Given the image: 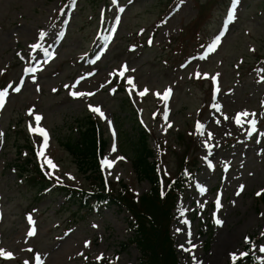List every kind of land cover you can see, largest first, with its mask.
Wrapping results in <instances>:
<instances>
[{
    "label": "rangeland",
    "instance_id": "rangeland-1",
    "mask_svg": "<svg viewBox=\"0 0 264 264\" xmlns=\"http://www.w3.org/2000/svg\"><path fill=\"white\" fill-rule=\"evenodd\" d=\"M230 11L232 22L226 25ZM30 26L46 36H22ZM221 32L220 44L208 52ZM105 35L110 39L102 44ZM5 90L0 264H138L140 251L128 244L131 215L125 207L84 211L65 201L61 186L91 187L92 173L79 171L62 145L76 135L82 116L95 119L106 140L101 170L110 190L125 183L140 196L150 188L125 149L134 122L146 129L150 149L157 152L163 187L187 169L190 177L179 191L170 227L180 264H230L244 251L264 264L259 252L264 245V0H118L115 5L113 0H0V91ZM213 103L228 116L235 110L255 115L225 131L216 144L235 157L233 165L208 170L198 131ZM253 119L256 131L248 135ZM38 127L48 134L46 145ZM26 158L29 165L38 164L48 189L39 192L42 184L18 174L15 164ZM230 230L235 238L212 261L215 243Z\"/></svg>",
    "mask_w": 264,
    "mask_h": 264
},
{
    "label": "trees",
    "instance_id": "trees-1",
    "mask_svg": "<svg viewBox=\"0 0 264 264\" xmlns=\"http://www.w3.org/2000/svg\"><path fill=\"white\" fill-rule=\"evenodd\" d=\"M79 124L76 135L63 142L67 152L75 157L79 171L92 173L89 189L66 187L64 190L67 202L74 203L80 210H89L93 207L118 204L125 207L131 215L130 229L132 234L128 244H133L140 251L138 264H179L173 237L170 235V222L173 218L172 209L182 186L188 175L181 170L178 175L163 187L160 176V160L154 159L157 155L150 149L148 135L145 128L133 123L132 140L126 144L132 153V163L140 180L150 182V188L145 194L135 196L127 184H121L118 189H109L103 172L100 170V159L104 154L106 140L101 136L97 122L90 116L78 118ZM126 134V133H125ZM126 134L125 137H127ZM29 159L19 164V173L26 175V181L42 184L43 179H37V165L30 169ZM190 177V176H189ZM114 185V184H113ZM111 184V187H113ZM41 187V188H42ZM231 264H259L253 256L246 259H236Z\"/></svg>",
    "mask_w": 264,
    "mask_h": 264
},
{
    "label": "bare ground",
    "instance_id": "bare-ground-1",
    "mask_svg": "<svg viewBox=\"0 0 264 264\" xmlns=\"http://www.w3.org/2000/svg\"><path fill=\"white\" fill-rule=\"evenodd\" d=\"M22 36H26L31 38L33 37H40V33H38L34 27H27L22 33ZM21 36V35H20ZM19 36V37H20ZM19 38L16 39L15 42H18ZM221 104H211V107L209 110L212 112L208 116V119L203 121V124H205V127H201V131H198V135L200 138H202V142L200 144V157L203 161L202 165L204 168H207L208 170L215 169L218 164L225 163L228 166H232L233 162L232 160L235 158L231 153L223 154L222 151L217 149L216 144L220 142L221 137L223 136V133L227 130H231L235 125L239 126L242 122H244V116L242 115L245 113L244 111L235 110L233 111V114L228 116L226 112H223L220 108ZM216 109L218 111H216ZM212 114V118H211ZM240 119V124H237V119ZM247 120V119H246ZM208 145L211 149V155H208L209 147H206L205 145ZM211 163L212 167L209 168L208 164ZM264 220V218H263ZM264 223V222H263ZM235 238V232L234 230L228 231L227 234L220 237L217 242L215 243L214 251L211 252L212 261H215L222 257L223 254H225V247L230 245V242Z\"/></svg>",
    "mask_w": 264,
    "mask_h": 264
},
{
    "label": "snow or ice",
    "instance_id": "snow-or-ice-1",
    "mask_svg": "<svg viewBox=\"0 0 264 264\" xmlns=\"http://www.w3.org/2000/svg\"><path fill=\"white\" fill-rule=\"evenodd\" d=\"M117 3H118V0H113V4H114V5L117 4ZM236 3H238V0H233V4H236ZM117 11H118V12H123L124 9H123L122 7H120ZM119 22H120V16H119V15H116V16L114 17V23H115V24H119ZM231 22H232V12L230 11V12L228 13V17H227V19H226V25H227L228 23H231ZM108 31H109V33L114 32V31H115V28L108 29ZM40 35H41V38H43V37L46 36V33H41ZM223 35H224V33L221 32V33H219V34L213 39V41L210 43V45H209L208 48H207V51H208V52H213V51L217 48V46H218V45L220 44V42H221V38H222ZM109 39H110V35H105V36L100 37V40H101V43H102V44H106L107 41H108ZM148 43L151 44V43H152V40L150 39V40L148 41ZM99 58H100L99 56L96 57V59H99ZM201 59H203V57H201ZM91 62L94 63V61H91ZM27 71H29V72H35L36 70H35V69H28ZM126 71H127V68H126V66H125L124 70L120 72V76L123 77V76H124V73H125ZM206 78H207V77H206ZM212 80H213V82L215 83L216 78L213 77ZM22 83H23V81H21V84H22ZM127 83H128L129 85H133V80H132V79H128V80H127ZM20 90H21L20 87H15V88H14V91H16V92H19ZM169 91H170V90H169ZM146 92H147V90H145V91H141V92H139L138 94H139L140 96H144V95L146 94ZM72 95H73L74 97H79V96H84V95H92V93L73 92ZM5 97H6V90H5V91H0V108H2V107L4 106V104H5ZM165 99H167V94H165ZM91 111H93L94 113H99V115L101 116V118H104V113L101 112L99 108H95V107H93V108H91ZM30 115H31V113H30ZM166 115H167V113H165V116H166ZM242 115L246 118V117L249 116V115H253V116H254L255 114H249V113L245 112V113H243ZM35 119H36L37 122H39L40 119H41V117H40V116H36ZM240 122H241V121H240V119L238 118L237 121H236V123H237V124H240ZM255 125H256V120L253 119V120L250 122V127H249V131H248V135H252V134L256 131V127H255ZM197 128L199 129V128H200V125H197ZM37 131H38V132L40 133V135L43 137V144L46 145V144H47V141H48V134H47V132H46L44 129L39 128V127L37 128ZM0 135H2V133H0ZM258 143H259V141H258ZM205 146H206V147H209L207 144H206ZM113 151H115V148H113ZM43 154H44V153H43V147H42V148H41V151L38 153V155H41V156H42ZM211 154H212V153H211V149H210V147H209L208 155L210 156ZM48 163L51 164V161H48ZM104 163H105V165H106L107 167H111V163L108 162L107 160H105ZM208 167L211 168V167H212V164L209 163V164H208ZM203 191H204V189H203V188H200V192L202 193ZM237 194H239V193H237ZM257 195H260V193H257ZM220 206H221L220 199L217 198V200H216V208H217V210L220 208ZM29 219H30V218H29ZM215 222H216L217 225H219V224L222 223L219 219H216ZM32 235H33V232L29 231V232H28V236H32ZM262 235H264V234H262ZM246 242H247V241H246ZM180 247H183V246L181 245ZM259 252L264 253V245H262V246L259 247ZM10 255H11V254L9 253V256H10ZM248 256H249V252L245 251V252H242V253L240 254L239 259H243V258L248 257ZM36 259H37V261H39V256H37ZM193 259H194V258H193Z\"/></svg>",
    "mask_w": 264,
    "mask_h": 264
}]
</instances>
